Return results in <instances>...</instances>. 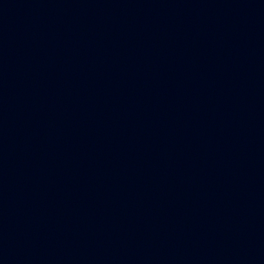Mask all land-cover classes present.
Listing matches in <instances>:
<instances>
[{"label":"water","instance_id":"1","mask_svg":"<svg viewBox=\"0 0 264 264\" xmlns=\"http://www.w3.org/2000/svg\"><path fill=\"white\" fill-rule=\"evenodd\" d=\"M0 264H264V0H0Z\"/></svg>","mask_w":264,"mask_h":264}]
</instances>
